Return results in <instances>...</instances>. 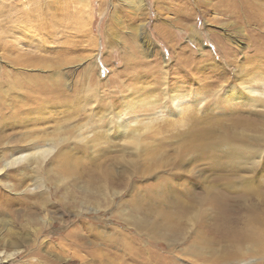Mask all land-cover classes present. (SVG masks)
<instances>
[{
  "label": "bare ground",
  "instance_id": "1",
  "mask_svg": "<svg viewBox=\"0 0 264 264\" xmlns=\"http://www.w3.org/2000/svg\"><path fill=\"white\" fill-rule=\"evenodd\" d=\"M126 1L135 9L144 5V0ZM45 5L52 6L51 3ZM263 6L264 0L235 1V7H240V12L244 13L245 8H251L255 12L252 20L256 25L251 35L256 45L253 51H250L251 54L245 55L246 60H238L237 54L232 51L224 55L218 50V58L213 55L215 52L212 54L213 58L206 54L203 59L195 61L192 67L196 74L200 73L199 76L206 77L204 73L206 69L200 72L198 70L215 64L208 74L216 78L208 80L207 84L203 83V88L194 89L190 88L189 84L186 85L191 80L199 79L195 74L183 75L182 81H179L183 85L170 83L169 80L173 79L172 74L168 80L165 78L164 81L158 82L155 88L141 80L133 85L124 86L125 89L116 91L119 93L116 103L114 101L102 103L103 94L97 90L98 88L95 89L97 86L89 88L81 84L75 86L73 94L65 92L63 87H60V83L63 82L59 80L58 67L61 68L62 63L66 62L57 64L45 62L44 66L55 69L48 75L41 76L37 73L24 75L27 70L24 66L28 65L30 57L47 56L45 54H50L51 48L41 40L32 45L39 50L34 48L31 50V44L28 48L24 47L25 44L19 37L14 42H9L10 45L3 48L13 55L11 66L13 69H0L1 210L9 211L22 203L29 207L28 202L33 201L34 196L44 198V204H48L50 197L45 188L46 179L43 180L39 174L46 162L49 170L59 164L63 171L60 176L62 175L64 180L66 176L70 179L71 177L82 179L86 182V188L92 189L91 184H96V180H106L105 188L102 186L101 190L96 189V193L91 190L90 195L91 198L94 196L108 200L107 195L110 194L111 204L123 193L122 188L119 190L120 187H116L126 184L123 173L127 172V169L130 170L128 181H133L140 165L145 174H150L161 166L158 168L160 172L157 182L139 192L143 198H150L160 204L151 211L166 212L164 204L172 201V204L167 206L170 212H174L173 215L177 214L180 219L192 226L201 224L223 232L226 244L236 246L234 253L237 256H242L248 245H253L252 248L256 249L263 248ZM63 7L60 10H63ZM43 11L40 17L41 12L37 13L32 6L28 11H21L22 16L15 22L19 23L33 16L40 18L38 30L49 28L55 30L49 23L58 16L57 10L48 11L46 14ZM66 13L73 15L69 8L63 10V14ZM56 22L58 21H53ZM69 26L71 29V24ZM52 29L50 32L47 31L48 34L51 35ZM3 38L0 35V40ZM143 40L151 51L153 41L147 32H144ZM68 42L71 46L74 45V41ZM46 45L47 51L42 54L40 50L43 51L42 47ZM64 50L61 52L56 50L57 53L54 51V54L60 57ZM148 56L151 57V54ZM183 61L185 60H181L182 64L178 62L181 71L185 68ZM231 63H236L235 74L233 68H229ZM141 72L136 71L135 77L145 75ZM3 75L7 77L6 81L1 79ZM4 82L7 83V87H4ZM90 92L95 93L97 97L87 98L86 95L91 94ZM14 169L19 173L11 177V171ZM109 179L111 186L108 184ZM132 185L134 184H127L123 188ZM134 187L131 191H135ZM7 191L16 196H9ZM31 204L37 209L43 208V200L39 202L34 200ZM35 208L29 220L37 222L39 217L36 216L38 210ZM170 212L164 217L168 216L169 219ZM48 213L41 216L39 221L48 224L49 217L46 219ZM6 217L0 219L4 225L10 222ZM157 227H159L157 223L146 224V229L151 232ZM121 238L123 237L120 236ZM15 245L14 242L0 243V264H6L23 255L19 249H15ZM37 249H32V253L37 254ZM128 249L133 251V242L129 243ZM38 257L39 260L42 259Z\"/></svg>",
  "mask_w": 264,
  "mask_h": 264
},
{
  "label": "rangeland",
  "instance_id": "2",
  "mask_svg": "<svg viewBox=\"0 0 264 264\" xmlns=\"http://www.w3.org/2000/svg\"><path fill=\"white\" fill-rule=\"evenodd\" d=\"M235 1L237 0H144V5L135 9L126 0H0V35L4 37L0 40V69H13V55L3 47L6 48L19 37L23 40L24 47L28 48L31 44V50H39L32 46L39 40L38 42L42 41L50 46L52 51L45 54L46 45L40 52L47 56L30 57L28 65L24 66L27 69L24 75H48L55 69L44 66L45 62H66L57 69L59 80L63 82L60 87L69 94H73L76 85L82 84L89 88L97 86L95 89L98 88L103 94L102 103H116L119 95L116 91L125 89L124 86L141 80L155 88L158 82L165 78L168 80L172 74L170 83L183 85L179 81L187 73L195 74L199 79L191 80L186 85L200 89L203 88V83L207 84L208 80L216 78L208 74L215 64L198 70L200 72L206 69V77H203L193 71L192 67L197 60L203 59L206 54L211 58L213 55L218 58L217 51L221 50L224 55L232 51L237 54L238 60L243 61L246 60L245 55L251 54L250 51L256 45L251 35L256 25L252 20L255 12L251 8H245L244 13L240 12V7H235ZM46 3H51L52 6L47 7ZM32 6L37 13L41 12L40 17L43 9L45 14L57 10V19L53 21L58 22L50 20L49 23L55 30H38V17L30 16L19 23L15 22L23 11L32 9ZM62 7L64 11L69 8L73 15H64L63 10H60ZM51 29L53 32L50 35L48 32ZM144 32L153 41L151 51L144 43ZM68 41H74V45L71 46ZM56 50L64 52L57 57L54 54V51L57 53ZM21 51L24 52L22 49ZM183 59L185 68L181 71L178 64H182ZM235 64L231 63L229 67L233 68V74L237 70ZM136 71H143L141 74L145 75L136 78ZM1 79L6 81L7 77L3 75ZM4 83V87H7V83ZM86 96L90 99L97 97L93 92ZM47 166L48 162L44 163L39 171L43 180L46 179L45 188L50 197L47 205L44 204V198L34 196L32 199L38 202L43 200V208L33 207L31 202L34 200L28 202L29 207L22 203L9 211L0 208V219L7 216L11 222L7 225L0 222V243L14 242L15 249L23 254V257L18 256V259L6 264H264V247L255 246L258 247L256 249L252 248L253 245H248L243 255L237 256L234 253L236 246L226 244L223 232L201 224L192 226L177 214L173 215L174 212H170L167 206L172 201L162 202L165 203L163 208L167 209L166 212L151 211L160 204L150 198H143L139 192L157 182L160 172L158 168L161 166L156 171L145 174L140 165L133 181H128L130 170L127 169L123 173L126 184L116 187H120L119 190L122 188L123 193L112 204L110 194L107 195L108 200L94 196L91 198L90 195L91 190L96 193V189L101 190L102 186L105 188L106 180H96V184H91L92 189L86 188V182L82 179H70L66 176L64 180L60 176L63 171L59 164L52 167L51 171ZM11 172V177L19 173L16 169ZM113 176L115 177L114 174ZM108 184L111 186L110 179ZM127 184L134 185L123 188ZM133 187L137 193L131 191ZM7 193L11 197L16 196L10 191ZM34 208L38 210L36 216L39 219L49 210L50 213L46 216V219L49 217L48 224L39 219L37 222L29 220ZM168 211L171 214L169 219L173 220H169L168 216L164 217L169 214ZM148 222L157 223L159 227L151 232L146 229ZM7 227H10L9 230H6ZM120 236L123 238L120 239ZM129 240L131 244L133 242V251L128 249ZM38 243L41 245H37ZM34 248H38L37 254L32 253ZM38 256L42 259L39 260Z\"/></svg>",
  "mask_w": 264,
  "mask_h": 264
}]
</instances>
